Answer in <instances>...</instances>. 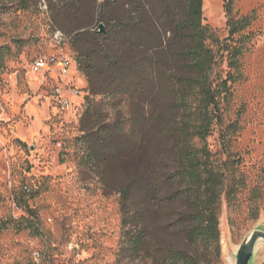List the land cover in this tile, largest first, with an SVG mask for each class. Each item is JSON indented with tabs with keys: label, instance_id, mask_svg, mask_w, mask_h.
<instances>
[{
	"label": "trees",
	"instance_id": "trees-1",
	"mask_svg": "<svg viewBox=\"0 0 264 264\" xmlns=\"http://www.w3.org/2000/svg\"><path fill=\"white\" fill-rule=\"evenodd\" d=\"M99 1L47 0V5L62 29L65 15H85L87 23L75 22L72 37L91 94L103 92L107 81L145 96L142 113H130L135 122L127 128L117 111L114 123L90 136L114 165L129 262L224 264L222 200L232 235L264 209V165L252 183L236 145L246 125L244 111L227 117L232 85L244 78L242 58L250 50L248 29L256 11L240 14L238 0H223L227 36L220 38L203 22V0ZM29 6L30 0H0L3 13ZM96 18L107 25L103 32L86 28ZM164 89L171 92L165 107L159 98ZM127 98L130 106L136 96L130 90ZM216 128L220 147L212 151L206 139ZM19 194L25 202L26 191ZM23 206L29 216L16 228L38 233L36 211Z\"/></svg>",
	"mask_w": 264,
	"mask_h": 264
},
{
	"label": "rangeland",
	"instance_id": "rangeland-1",
	"mask_svg": "<svg viewBox=\"0 0 264 264\" xmlns=\"http://www.w3.org/2000/svg\"><path fill=\"white\" fill-rule=\"evenodd\" d=\"M236 9L240 14L254 9L257 19L248 29L252 40L242 58L244 78L232 85L227 117H235L238 108L244 111L246 125L236 145L242 168L255 183L258 167L264 165V0H238ZM85 21L82 13L65 15L60 28L47 0H30L27 9L0 10V223L7 222L0 228V264H130L121 239L114 165L100 146H92L90 136L114 123L117 111L127 128L135 122L128 115L142 113L145 96L132 87H110L107 81L101 84L103 92L90 93L72 37L73 24ZM203 22L220 38L227 36L223 0H203ZM99 24L108 28L97 18L86 28L99 33ZM36 57L67 61L66 74L61 63L33 72L30 62ZM221 67L226 69L225 62ZM74 89L78 93L71 95ZM130 90L136 99L128 106ZM159 98L165 107L171 92L164 89ZM60 99H67L69 107L63 109ZM206 142L212 151L219 149L217 128ZM22 188L28 194L25 202L19 200ZM24 203L37 213L38 233L16 228L29 216ZM227 213L223 199L224 264L234 261L243 236L264 223L263 209L256 221L232 235ZM255 264H264V245Z\"/></svg>",
	"mask_w": 264,
	"mask_h": 264
},
{
	"label": "water",
	"instance_id": "water-1",
	"mask_svg": "<svg viewBox=\"0 0 264 264\" xmlns=\"http://www.w3.org/2000/svg\"><path fill=\"white\" fill-rule=\"evenodd\" d=\"M99 32H103V25L99 24ZM264 245V223L255 225L249 230L238 244L234 254V264H255L257 251Z\"/></svg>",
	"mask_w": 264,
	"mask_h": 264
},
{
	"label": "built area",
	"instance_id": "built-area-1",
	"mask_svg": "<svg viewBox=\"0 0 264 264\" xmlns=\"http://www.w3.org/2000/svg\"><path fill=\"white\" fill-rule=\"evenodd\" d=\"M61 63V72L66 74L68 62L62 60L61 62L57 61L54 57H36L31 63V69L33 72H42L48 68L53 67L55 64ZM78 91L76 89L71 90L70 94L75 95ZM59 104L63 109L69 107L70 102L67 99H60Z\"/></svg>",
	"mask_w": 264,
	"mask_h": 264
},
{
	"label": "bare ground",
	"instance_id": "bare-ground-1",
	"mask_svg": "<svg viewBox=\"0 0 264 264\" xmlns=\"http://www.w3.org/2000/svg\"><path fill=\"white\" fill-rule=\"evenodd\" d=\"M228 261V264H234V261H233V259H229V260H227Z\"/></svg>",
	"mask_w": 264,
	"mask_h": 264
}]
</instances>
